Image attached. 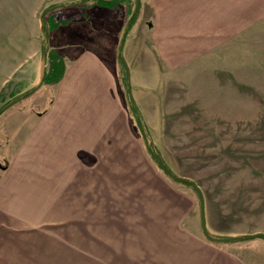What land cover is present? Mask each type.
I'll return each instance as SVG.
<instances>
[{
	"label": "rangeland",
	"instance_id": "1",
	"mask_svg": "<svg viewBox=\"0 0 264 264\" xmlns=\"http://www.w3.org/2000/svg\"><path fill=\"white\" fill-rule=\"evenodd\" d=\"M77 3H61L65 7L45 15L59 3L0 0V80L7 79L0 82V121L14 128L0 133V181L21 148L6 141L25 140L22 128L41 120L68 60L56 42L50 45L46 81L34 90L11 75L15 37L33 28L32 10L45 15L42 27L48 19L89 20L90 8ZM50 28L47 38L58 29ZM131 36L125 42L133 48L130 78L125 70V83L111 90L117 109L97 115L105 140L78 147L59 177H48L40 159L33 175L8 179L14 184L0 189V264H192L222 251L264 264L260 238L208 246L198 194L154 157L160 154L174 175L201 189L212 236L264 233V25L212 49L163 48L155 85L151 70H143L150 66L137 65L144 52L136 46L148 42L140 31ZM42 44L44 50L43 32ZM112 125L118 129H102ZM9 192L28 200L8 202Z\"/></svg>",
	"mask_w": 264,
	"mask_h": 264
},
{
	"label": "crops",
	"instance_id": "2",
	"mask_svg": "<svg viewBox=\"0 0 264 264\" xmlns=\"http://www.w3.org/2000/svg\"><path fill=\"white\" fill-rule=\"evenodd\" d=\"M80 1L42 0L44 6L47 2L60 5L64 2ZM137 6L141 13L135 19L126 6L119 9L100 6L88 8L89 20H76L67 26H61L47 38L48 48L56 42L68 57L65 72L62 79L54 84L55 97L39 117L41 120L22 128L26 131L25 140L21 141L17 136L6 141L7 146H14L15 143L21 148H15L16 156L12 160L13 164L5 170L0 189L10 188L14 184L10 181L12 178L33 175L34 162L40 159L46 163L44 170L48 177H59L65 171V162L75 157L78 147L95 146L100 136L105 140L107 134L102 133L103 131L97 132V115L112 114L117 109V104L112 101L111 90L114 91L115 87L118 89L119 81L125 83V70L128 80L130 78L127 72L130 70L129 64L132 63L130 50L133 48L128 42L125 43V39L130 41L133 32L140 31L144 36L143 40L148 42L147 45L136 46L137 50L144 52L140 55L142 62L139 61L137 65L150 66L143 70L145 73L151 70L154 82H149L150 79L148 82L155 85L159 65L157 57L160 59V50L163 48L212 49L223 45L226 39L235 38L243 32L264 25V0H136L135 8ZM38 10H32L29 14L33 28L28 33L24 31L21 34L26 39L16 35L19 49L15 50L12 60L15 68L11 75L27 82L31 88H36L40 82L44 52L43 17H40ZM83 11L88 14L87 9ZM141 19L146 22V26ZM22 41H27V46ZM6 80L1 79L0 82ZM12 123L0 121V133L2 130L12 131ZM105 128V131L110 132L112 128L118 129L114 125L108 128L104 126L102 129ZM93 152L90 149L89 153L94 155ZM18 155L23 157L18 158ZM110 159L108 156L99 160ZM6 197L8 202L10 199L28 200L23 193L15 195L14 192H9ZM3 203L0 199V210ZM205 241L207 245L214 244L207 239ZM192 264L247 263L222 251L215 260L203 257Z\"/></svg>",
	"mask_w": 264,
	"mask_h": 264
},
{
	"label": "trees",
	"instance_id": "3",
	"mask_svg": "<svg viewBox=\"0 0 264 264\" xmlns=\"http://www.w3.org/2000/svg\"><path fill=\"white\" fill-rule=\"evenodd\" d=\"M132 1V2H131ZM131 3H133L134 4V6L131 4ZM90 4V5H89ZM121 4H124L127 8H128V10H129V12H130V14L131 15H133V19H135L136 18V15H137V13H138V11H139V8H138V6H137V8H135L136 7V0H81L80 2H78L77 3V5L78 6H81V7H86V6H88L89 8H91V7H94V6H100V7H106V8H110V9H117ZM84 5H86V6H84ZM132 5V7L131 8H133V9H131V11H130V6ZM139 5V4H138ZM61 8V7H65V5H57V6H54V7H52V8H49V9H47L46 11H45V15L46 14H48V13H52V12H54L57 8ZM45 15H44V17H45ZM43 17V18H44ZM132 19V20H133ZM74 20V19H73ZM70 22H72L71 20L69 21H64V22H61V21H58V22H56V24H55V19H48L47 20V23H46V21H44V30H43V34H44V38L45 39H47V37H48V34H49V31H51V28L50 27H52V29H55V28H59L61 25L63 26V25H66V24H69ZM51 23H53V25H51ZM49 28V29H48ZM125 42H126V39H125ZM46 48H47V46H46ZM45 48V49H46ZM45 49H44V51H45ZM49 54V53H48ZM48 59H50V56H47V66H46V69H45V76H44V78H43V81H42V83H41V85L42 84H44V82L46 81V76H47V72H48V66H49V60ZM61 59V58H60ZM61 69H60V74H59V76L54 80V82L53 83H57L59 80H61L62 79V77H63V75H64V72H65V66L61 63ZM59 72H57V74H58ZM40 85V86H41ZM40 86H38V87H40ZM38 87H36V88H34V90H36V89H38ZM9 105V104H8ZM8 105H6V106H8ZM6 106H4V108L6 107ZM3 108V109H4ZM3 110H0V114H1V112H2ZM150 148H152V146L150 145L149 146ZM154 152V151H153ZM160 155V154H159ZM161 156V155H160ZM154 157H155V159L157 160V162L159 163V165L161 166V168L167 173V171L165 170V168H164V166H166L165 164V161H164V159H163V164H164V166H163V164L162 163H160V161H159V159H158V157L156 156V154H155V152H154ZM168 167V166H167ZM169 168V167H168ZM170 169V168H169ZM168 174V173H167ZM169 175V174H168ZM170 176V175H169ZM171 177V176H170ZM172 178V177H171ZM173 179V178H172ZM174 180V179H173ZM174 181H176V180H174ZM238 240H245L244 239V237L243 236H239V237H235L233 240H232V242L234 241H238Z\"/></svg>",
	"mask_w": 264,
	"mask_h": 264
},
{
	"label": "water",
	"instance_id": "4",
	"mask_svg": "<svg viewBox=\"0 0 264 264\" xmlns=\"http://www.w3.org/2000/svg\"><path fill=\"white\" fill-rule=\"evenodd\" d=\"M42 29H44V26L42 27ZM48 52H49V48L47 47L45 49V51L43 52V56H42V61H41V79L39 84L37 85L40 86L43 78L45 76V69L47 66V56H48ZM17 102V99L11 101V103L8 105H13ZM8 106H6L4 109H6ZM156 156L158 157L160 163L163 164V159L161 158V156L159 154H156ZM164 166V164H163ZM165 170L167 171V173L176 181L178 182H182V183H186L188 185H190L198 194L199 200H200V221H201V228H202V232L204 237L211 241V242H231L235 237H224V238H219V237H214L210 234L208 227H207V223H206V213H205V199H204V195L201 191V189L196 185V183L194 181H191L189 179L186 178H182V177H178L176 175L173 174V172L166 166H164ZM245 240H254V239H263L264 240V233H254V234H249V235H243Z\"/></svg>",
	"mask_w": 264,
	"mask_h": 264
}]
</instances>
